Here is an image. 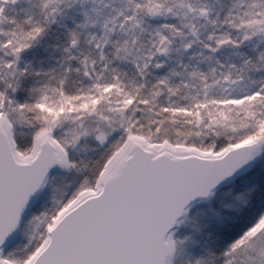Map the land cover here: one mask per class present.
Masks as SVG:
<instances>
[{
  "label": "snow or ice",
  "instance_id": "snow-or-ice-1",
  "mask_svg": "<svg viewBox=\"0 0 264 264\" xmlns=\"http://www.w3.org/2000/svg\"><path fill=\"white\" fill-rule=\"evenodd\" d=\"M0 264H264V0H0Z\"/></svg>",
  "mask_w": 264,
  "mask_h": 264
}]
</instances>
